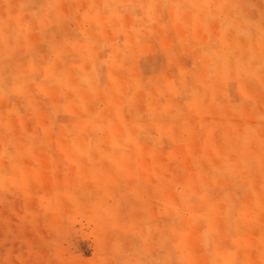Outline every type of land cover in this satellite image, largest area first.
I'll return each instance as SVG.
<instances>
[{"label":"rangeland","instance_id":"obj_1","mask_svg":"<svg viewBox=\"0 0 264 264\" xmlns=\"http://www.w3.org/2000/svg\"><path fill=\"white\" fill-rule=\"evenodd\" d=\"M0 264H264V0H0Z\"/></svg>","mask_w":264,"mask_h":264}]
</instances>
